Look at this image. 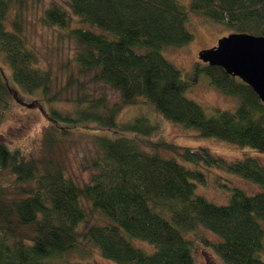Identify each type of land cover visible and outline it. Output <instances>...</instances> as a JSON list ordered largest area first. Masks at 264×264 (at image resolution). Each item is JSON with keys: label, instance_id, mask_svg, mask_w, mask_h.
<instances>
[{"label": "trees", "instance_id": "trees-1", "mask_svg": "<svg viewBox=\"0 0 264 264\" xmlns=\"http://www.w3.org/2000/svg\"><path fill=\"white\" fill-rule=\"evenodd\" d=\"M28 1L0 0V52L13 81L40 101L67 100L76 106L66 112L49 109L52 124L38 156L0 140V171L12 174L11 182L0 183V264H99L87 261L97 251L120 264H195L187 232L200 227L218 237L200 240L224 264H264L259 254L264 251V165L258 159L228 161L207 147L152 140L155 149L178 155L164 156L141 144L158 128L149 115L119 120L124 106L146 103L201 137L264 153V103L249 84L202 61L186 75L165 56L166 48L182 46L194 36L179 0H69L78 25L66 10L49 6L44 23L65 29L77 45L68 60L76 69L56 90L52 69L41 66L25 34ZM190 10L229 33L264 35V0H191ZM88 74L117 90L121 102L109 104L105 95L92 97L82 90L72 95V89L81 88L79 76ZM199 74L237 98L235 109L214 108L209 114L189 98L186 93ZM15 87L0 73V124L14 99L21 100ZM88 123L131 136L90 133L94 150L88 166L93 172L89 181H80L59 157L57 137ZM188 163L225 169L261 190L249 194L235 187L227 203H215L196 192L197 183L207 181L205 171ZM85 202L108 222L90 223ZM134 239L154 245V252L136 246ZM70 255L78 260L69 262Z\"/></svg>", "mask_w": 264, "mask_h": 264}, {"label": "rangeland", "instance_id": "rangeland-1", "mask_svg": "<svg viewBox=\"0 0 264 264\" xmlns=\"http://www.w3.org/2000/svg\"><path fill=\"white\" fill-rule=\"evenodd\" d=\"M190 1L179 0L181 5L188 11V27L194 35L193 39L182 46L168 47L164 51L165 56L178 68L182 69L186 75H190L194 64L201 61L199 52L202 49L215 46L222 36L229 33L224 25L212 22L205 16L192 12ZM52 4L58 5L72 15L69 0H29L24 14V26L28 43L39 54L41 66L52 69L56 77L54 84L56 90L67 82L70 73L76 69L75 64H70L68 60L74 55L77 45L74 40L66 35L65 29L44 23V12ZM14 15L15 8L13 7L7 20L9 27ZM72 17L73 24L78 25L79 17L74 15ZM0 73L3 74L10 85L16 86L12 78V68L2 51L0 52ZM91 76V74L80 75L81 88L76 86L75 89H72L71 94L76 95L78 90H82L83 93L85 92L92 97L105 95L109 104L121 102V96L117 90L103 82L92 81ZM195 79L196 81L192 83L186 94L189 98L200 103L209 114L212 113L214 108L235 109L238 103L237 98L226 95L214 87L208 76L199 74ZM15 88L21 100L15 98L6 112L0 124V140L12 147H21L27 155L38 156L42 153L41 148L45 132L52 124L49 118V109L55 107L63 112L72 111L76 106V102L67 100L43 102L24 93L18 86ZM141 113L149 115L158 124V128L148 138L142 137L140 139L143 148L147 151H158L164 156L174 155L178 157L172 151L155 149L151 145L152 140H166L193 149H197L199 146L207 147L213 154L228 161L253 156L264 165V153L249 148H240L231 142L215 137H201L196 129L186 128L181 124L167 120L146 103L124 106L119 115V120L128 121ZM71 129L73 131L67 136H56L61 141L60 146H58L61 152L59 157L66 163L67 171L80 181H89L93 172L88 166V158L92 157L94 150L93 135L90 133H107L115 136L129 135L121 131L105 129L97 123L82 124ZM188 165L205 171L207 181L205 184L197 183L196 192L215 203H227L235 187L241 188L249 194L261 190L259 184L225 169L218 167L204 168V166L194 163H188ZM7 181H12V174L0 171V183H8ZM85 204L89 210L90 223L108 222L100 212L93 210L88 203L85 202ZM187 235L193 240L195 264H224L216 252L212 248L206 247L200 240V236H206L212 240L216 239L218 237L215 234L200 227L196 232H187ZM133 242L147 253H153L156 248L143 240L134 239ZM259 254L264 260V251ZM66 260L73 262L78 260V257L70 255L66 257ZM87 261L99 264H120L114 260L104 258L99 251L95 252Z\"/></svg>", "mask_w": 264, "mask_h": 264}, {"label": "water", "instance_id": "water-1", "mask_svg": "<svg viewBox=\"0 0 264 264\" xmlns=\"http://www.w3.org/2000/svg\"><path fill=\"white\" fill-rule=\"evenodd\" d=\"M199 58L239 77L254 89L264 103V35L229 33L222 36L215 46L202 49Z\"/></svg>", "mask_w": 264, "mask_h": 264}]
</instances>
